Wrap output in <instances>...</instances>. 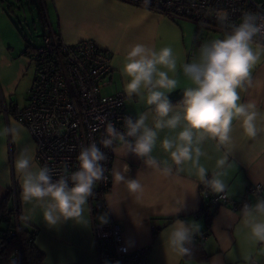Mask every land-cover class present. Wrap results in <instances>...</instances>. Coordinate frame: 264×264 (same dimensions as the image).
I'll list each match as a JSON object with an SVG mask.
<instances>
[{
	"label": "crops",
	"instance_id": "1",
	"mask_svg": "<svg viewBox=\"0 0 264 264\" xmlns=\"http://www.w3.org/2000/svg\"><path fill=\"white\" fill-rule=\"evenodd\" d=\"M40 2L45 20L63 41L73 44L92 39L97 46L112 54L110 82L102 89L104 93L124 92L120 68L131 45L140 43L155 49L170 46L178 60L183 62L190 61L197 53L198 49L190 53L195 40L204 42L220 34V31L198 26L189 20L173 19L125 0ZM16 31L19 37L14 34ZM29 44L0 2V129L11 119L16 120L14 113L19 108L16 96L26 72L34 63L31 59L34 46ZM253 81V86L241 95L245 101H254L258 109L264 111V60L253 69ZM182 92L179 88L174 90L169 94L170 100L183 98ZM25 99L27 103V97ZM125 105L133 117L146 110L145 105L135 100L129 102L126 99ZM257 127L264 129V120H258ZM166 134L174 135L165 130L160 133L161 138ZM231 135L233 143L227 149L231 167L224 179L234 194L227 203L212 210L209 223L201 211L202 184L191 165L186 164L182 170L165 177L153 172L143 159L134 154L119 157L114 153L111 168L127 163L130 169L127 178L135 179L141 175L144 190L134 197L123 184H113L111 177L110 190L105 194L104 206L99 212H92L89 198L91 211L87 225L67 221L49 227L40 218L30 222L27 226L37 230L35 245L44 254L40 264H99L93 226L100 222L98 217L104 213H108V221L114 219L120 224L122 238L130 249L150 246L147 264H246L244 257L249 254L255 264H264V243L251 241L248 230L240 223V209L232 205L241 199L247 184L264 185V131L258 132L255 138H249L243 134L239 123L234 122ZM24 147L34 148L36 154L35 141L26 126L18 142L0 135V203L9 194L8 204L15 206L19 216L22 207H30L22 204L14 169V160ZM203 150L207 157H202L201 163L209 169L210 178L217 159L226 150L219 148L213 140H207ZM153 155L167 159L159 144ZM108 202L115 207L109 209ZM250 202L254 204L256 199L250 198ZM177 207L180 210L174 214ZM175 219L196 223L200 227L190 257H178L167 245L169 226ZM200 249L205 253L203 258L196 257Z\"/></svg>",
	"mask_w": 264,
	"mask_h": 264
},
{
	"label": "clouds",
	"instance_id": "2",
	"mask_svg": "<svg viewBox=\"0 0 264 264\" xmlns=\"http://www.w3.org/2000/svg\"><path fill=\"white\" fill-rule=\"evenodd\" d=\"M148 8L151 0H142ZM220 34L204 41L190 61H179L173 48L159 49L145 44L131 45L125 55L120 72L124 78L125 98L145 105L146 110L135 117L125 116L121 128L107 122L97 144L92 141L81 144L73 170L67 162L55 165L40 164L35 149L24 147L14 160L16 178L23 205L19 221L22 225L40 218L49 227L67 221L87 225L89 223V198L95 196L98 183L107 182L109 172L113 184L125 186L134 197L144 190L137 178H127V163L107 169L103 162L107 155L102 148L111 149L117 156L134 154L144 163L165 177L188 164L195 175L219 199H228L232 193L224 177L228 175L229 152L233 143L232 130L238 122L243 134L255 138L258 120H264V111L252 100L241 95L253 86V69L264 60V13L243 11L239 22L232 19L227 9L211 10ZM182 89V100L173 104L169 94ZM167 130L174 135L160 133ZM25 126L11 119L0 129V135L13 142L20 141ZM213 140L225 154L216 161L215 170L208 177L209 169L201 163L207 157L203 145ZM159 144L167 159L153 155ZM259 190V189H258ZM109 209L115 206L108 202ZM179 207L175 213H178ZM86 212L88 215H86ZM240 223L248 230L254 244L264 243V197L254 204L245 202L240 209ZM108 213L98 217L107 223ZM196 223L175 219L169 226L167 245L178 257H190L194 237L199 234ZM246 264H255L251 254L244 257ZM9 264H18L16 254Z\"/></svg>",
	"mask_w": 264,
	"mask_h": 264
},
{
	"label": "built area",
	"instance_id": "3",
	"mask_svg": "<svg viewBox=\"0 0 264 264\" xmlns=\"http://www.w3.org/2000/svg\"><path fill=\"white\" fill-rule=\"evenodd\" d=\"M125 1L144 7L142 0ZM148 8L173 19L189 20L198 26L220 31L214 15H207L209 11L227 9L232 13V19L239 22L243 11L264 13V0H151ZM201 43L202 40H195L190 53L193 54ZM31 59L35 64V77L26 105L18 108L14 116L33 137L40 164L59 168L67 162L75 170L81 144L92 141L99 144L107 122L121 128L123 118L132 116L125 107L124 92L102 91L110 82L112 54L92 39L66 43L45 20L44 32ZM102 151L107 155V161L103 163L111 170L114 152L105 148ZM106 175L107 182L98 183L95 196L90 197L92 212H99L104 206V196L111 187V174L106 172ZM201 186L202 203L207 202L213 209L229 201V198L219 199L203 184ZM258 197H264V185L249 183L241 199L232 205L241 209L245 202L251 203L250 198L257 200ZM93 229L99 264H147L150 246L130 249L116 220L94 223ZM16 257L20 264L19 253Z\"/></svg>",
	"mask_w": 264,
	"mask_h": 264
},
{
	"label": "trees",
	"instance_id": "4",
	"mask_svg": "<svg viewBox=\"0 0 264 264\" xmlns=\"http://www.w3.org/2000/svg\"><path fill=\"white\" fill-rule=\"evenodd\" d=\"M23 1L24 0H0L5 10L10 13L16 24L20 20V17L17 16V11L20 12V10L26 9V3ZM35 2L38 4L37 11L39 20L44 29L45 17L43 14V7L40 4V0H36ZM27 8L30 9V6ZM34 47L32 49H34ZM181 100L182 98H178L171 102L177 103ZM9 198L10 195L7 194L0 203V264H9L10 257L13 253H19L20 264H40L44 259V254L35 245L37 230L20 223L15 206L8 204ZM212 210L213 208L210 204L207 202L202 203L201 211L207 223L211 220ZM12 231L15 233H12ZM198 237L199 236L196 235L194 238L198 240ZM199 252L200 253H198L196 257L203 258L205 253L202 252V249H200Z\"/></svg>",
	"mask_w": 264,
	"mask_h": 264
},
{
	"label": "rangeland",
	"instance_id": "5",
	"mask_svg": "<svg viewBox=\"0 0 264 264\" xmlns=\"http://www.w3.org/2000/svg\"><path fill=\"white\" fill-rule=\"evenodd\" d=\"M35 1L36 0H24L23 2L26 3V9L20 10L19 15L17 14V16L20 17V20L17 23L18 30L26 37V41L33 46L37 45L44 30L39 20V14L37 11L38 4ZM27 4L30 6V9L27 8ZM14 34L19 37V33H17V31ZM34 77L35 64L32 63L22 80L21 89L16 96L18 99L17 103L19 104V108H22L24 105H26V91L32 86L31 84Z\"/></svg>",
	"mask_w": 264,
	"mask_h": 264
}]
</instances>
